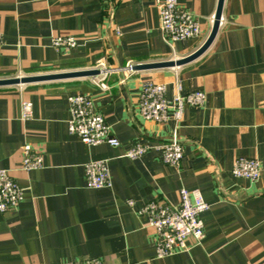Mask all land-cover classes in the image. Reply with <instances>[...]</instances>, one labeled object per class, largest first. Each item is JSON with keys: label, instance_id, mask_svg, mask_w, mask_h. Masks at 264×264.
<instances>
[{"label": "crops", "instance_id": "crops-1", "mask_svg": "<svg viewBox=\"0 0 264 264\" xmlns=\"http://www.w3.org/2000/svg\"><path fill=\"white\" fill-rule=\"evenodd\" d=\"M198 19L199 37L170 41L155 0H0V79L97 69L105 75L0 85V169L23 189V200L0 214V264H55L97 257L105 264H264V0H224L216 38L198 58L170 67L129 71L136 64L177 60L210 35L219 0H180ZM74 37L60 49L55 37ZM104 78L109 88H102ZM202 90V106L187 105L181 123H158L139 112L145 81ZM89 95L119 146L89 145L69 132L68 98ZM33 105L30 119L22 104ZM184 146L179 168L157 150L125 156L134 141ZM43 167L22 169L24 146ZM237 157L256 158L261 176L232 174ZM107 160L112 186L88 188L84 166ZM198 189L210 208L204 235L164 258L138 209L151 200L179 204L180 190ZM129 200L135 206L128 204Z\"/></svg>", "mask_w": 264, "mask_h": 264}, {"label": "built area", "instance_id": "built-area-1", "mask_svg": "<svg viewBox=\"0 0 264 264\" xmlns=\"http://www.w3.org/2000/svg\"><path fill=\"white\" fill-rule=\"evenodd\" d=\"M180 0H155L159 9L161 29L170 41L199 37L202 33L197 17L188 9L180 6ZM222 19V18H221ZM4 36L0 33V49ZM53 45L60 49H70L77 46L74 37L58 36L53 39ZM136 63L132 61L126 66L129 71H135ZM100 74H109L114 68L105 65L99 67ZM99 80L102 88H109ZM206 101V93L202 90L184 92L180 82L176 83V91L172 99L166 94V86L147 80L142 85L139 95V112L146 120L166 123L170 120L178 126L183 120L187 105L202 106ZM70 107L69 132L77 135L89 145L109 144L119 146L120 140L112 134L111 126L105 116L99 112L89 95L75 94L68 98ZM33 115V105L29 101L22 104V118L28 120ZM161 154L162 161L174 168L181 166L184 158V146L177 139L161 145L134 141L126 150L129 159H138L151 150ZM22 169L31 171L43 167V155L36 152L30 145L24 146ZM232 174L237 178L256 181L261 176V163L256 158L237 157L234 161ZM85 183L88 188L98 189L112 186L111 174L107 160H92L84 166ZM23 200V189L6 169H0V214L16 210ZM130 206H135L129 200ZM210 208L198 189L180 190L179 204L167 201L151 200L145 203L138 213L148 217L149 226L154 231L155 253L157 258L186 252L190 249V238L200 241L204 235L202 214ZM55 264H105L102 259L90 257L63 261Z\"/></svg>", "mask_w": 264, "mask_h": 264}, {"label": "water", "instance_id": "water-1", "mask_svg": "<svg viewBox=\"0 0 264 264\" xmlns=\"http://www.w3.org/2000/svg\"><path fill=\"white\" fill-rule=\"evenodd\" d=\"M224 7V0H219L213 29L206 39V41L199 47L195 52L191 53L190 55L183 57L177 60H168V61H159V62H152V63H142L137 64L134 67L136 69H149V68H161V67H170L175 65H182L188 63L200 55H202L212 44L214 39L217 36L222 13ZM101 73L99 68L97 69H87V70H79V71H69V72H62V73H52V74H44V75H29V76H17V77H10L0 79V85H14V84H23V83H31V82H39L44 80H55V79H64V78H72V77H80V76H97Z\"/></svg>", "mask_w": 264, "mask_h": 264}]
</instances>
